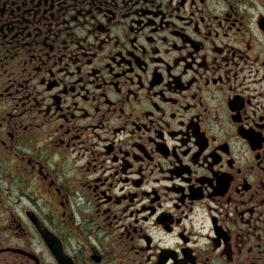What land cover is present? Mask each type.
Returning a JSON list of instances; mask_svg holds the SVG:
<instances>
[{
  "label": "flooded vegetation",
  "instance_id": "flooded-vegetation-1",
  "mask_svg": "<svg viewBox=\"0 0 264 264\" xmlns=\"http://www.w3.org/2000/svg\"><path fill=\"white\" fill-rule=\"evenodd\" d=\"M0 264H264V0H0Z\"/></svg>",
  "mask_w": 264,
  "mask_h": 264
},
{
  "label": "water",
  "instance_id": "water-1",
  "mask_svg": "<svg viewBox=\"0 0 264 264\" xmlns=\"http://www.w3.org/2000/svg\"><path fill=\"white\" fill-rule=\"evenodd\" d=\"M37 226H38V224H37Z\"/></svg>",
  "mask_w": 264,
  "mask_h": 264
}]
</instances>
